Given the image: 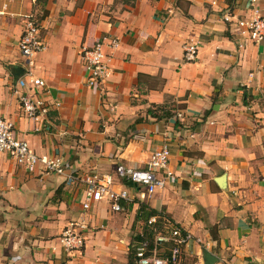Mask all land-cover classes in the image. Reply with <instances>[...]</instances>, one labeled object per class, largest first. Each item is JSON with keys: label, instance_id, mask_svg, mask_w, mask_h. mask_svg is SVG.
<instances>
[{"label": "crops", "instance_id": "crops-1", "mask_svg": "<svg viewBox=\"0 0 264 264\" xmlns=\"http://www.w3.org/2000/svg\"><path fill=\"white\" fill-rule=\"evenodd\" d=\"M257 4L264 17V0ZM28 13L44 43L29 58L18 46ZM252 14L248 0H9L0 16V114L36 153L63 158L75 180L31 173L0 152V264H130L141 204L191 234L181 264H201L204 249L213 264H264V44L237 27ZM115 36L119 46L106 48L112 73L89 86L82 48ZM184 43L198 45L193 61L183 59ZM19 93L47 111L30 119ZM162 104L170 115L148 112ZM163 144V188L148 194L115 173L118 163L146 167ZM92 172L127 192L121 210L105 199L82 208V177ZM78 220L84 246L68 252L61 232Z\"/></svg>", "mask_w": 264, "mask_h": 264}, {"label": "built area", "instance_id": "built-area-1", "mask_svg": "<svg viewBox=\"0 0 264 264\" xmlns=\"http://www.w3.org/2000/svg\"><path fill=\"white\" fill-rule=\"evenodd\" d=\"M252 7L253 14L249 17L237 20V27L242 34H246L252 42L264 44V17L260 15L257 0H248ZM9 0H1L0 16L8 13ZM224 19H230L229 14ZM40 25L32 13L23 15V31L19 39V49L23 56L29 58L44 48V43L39 37ZM119 38L111 37L108 42H97L90 47L84 46L81 50V58L88 71L87 84L96 86L100 81L109 77L112 68L107 62L106 48L111 50L119 46ZM198 45L196 43L183 44V59L193 61L197 56ZM24 79L19 80L18 86H25ZM32 85L36 88L42 87L44 81L40 78H32ZM22 112L33 120H38L47 111V106L40 98H32L28 94H18ZM0 152L8 154L17 164L23 165L27 171L34 173L40 168L44 173H55L65 175V181L72 183L75 180V172H67L63 158L48 156L36 153L29 143L16 136L12 121L0 114ZM169 147L167 144L155 149L149 156L146 167L135 168L121 163L116 164L115 173L125 177L134 184L142 186L148 194L166 185V167L169 160ZM165 173V174H163ZM85 183L84 197L81 206L88 210L92 202L102 199L108 200L113 211L122 209L121 200L129 196L124 189L115 190L110 187L112 176L109 174L89 173L82 177ZM158 215L151 216L147 223L156 224ZM87 225L82 220L71 221L62 230L60 240L64 249L68 252L80 250L84 246V235L82 231ZM191 234L180 226L171 224L164 220L161 230L154 234V246L149 253L146 252V245L137 247L135 257L130 264H176L180 259L182 247ZM168 243L169 255H159L157 244Z\"/></svg>", "mask_w": 264, "mask_h": 264}, {"label": "trees", "instance_id": "trees-1", "mask_svg": "<svg viewBox=\"0 0 264 264\" xmlns=\"http://www.w3.org/2000/svg\"><path fill=\"white\" fill-rule=\"evenodd\" d=\"M41 1H43V0H41ZM153 106L155 108L148 109V112L150 114H152L156 118H159V117H162V116L163 117L164 116H168V115L171 114V112L169 110L162 109V108H164L163 104L162 105H153ZM158 108H161L162 110L160 112H158L156 110ZM141 209L144 211V214H143L144 225H143V229H142L141 233H138L135 236V238L137 240V243L131 245L130 248H129L130 261H133V259L135 257V253H136L137 247H139V246L146 245V252L147 253L150 252V250L154 246V234L156 233V230H161L163 222H164V220H166V216H164L163 214H160V212H157L154 209L149 208L146 205H142L141 204ZM153 215H158L157 222L154 225L156 230H154L152 225L147 223V220ZM163 218H165V219L163 220ZM175 225L178 226L177 224H175ZM169 246H170V244H169ZM168 249H169V247L167 248V250L160 251L159 255H163V256L169 255V250Z\"/></svg>", "mask_w": 264, "mask_h": 264}, {"label": "water", "instance_id": "water-1", "mask_svg": "<svg viewBox=\"0 0 264 264\" xmlns=\"http://www.w3.org/2000/svg\"><path fill=\"white\" fill-rule=\"evenodd\" d=\"M223 176L219 177L217 182H223ZM130 185H133L134 183L132 181L128 182ZM220 186L222 187V185L220 184ZM216 260V258L209 253L207 250H203L202 251V261L201 264H213V262Z\"/></svg>", "mask_w": 264, "mask_h": 264}, {"label": "rangeland", "instance_id": "rangeland-1", "mask_svg": "<svg viewBox=\"0 0 264 264\" xmlns=\"http://www.w3.org/2000/svg\"><path fill=\"white\" fill-rule=\"evenodd\" d=\"M140 229H141V228H140V225H138V227L135 228L134 232L132 233V244H131V245L137 243V240H136L135 236H136L138 233H140V231H139ZM168 247H169V244H168V243L157 244V250H158V253H159L160 251L167 250ZM176 264H181L180 259H179V261H178Z\"/></svg>", "mask_w": 264, "mask_h": 264}]
</instances>
